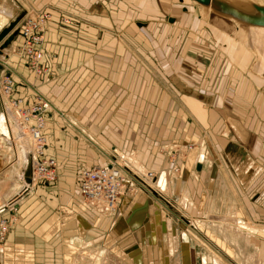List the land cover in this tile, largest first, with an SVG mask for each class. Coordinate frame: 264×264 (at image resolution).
Here are the masks:
<instances>
[{
    "label": "crops",
    "instance_id": "crops-1",
    "mask_svg": "<svg viewBox=\"0 0 264 264\" xmlns=\"http://www.w3.org/2000/svg\"><path fill=\"white\" fill-rule=\"evenodd\" d=\"M3 1L0 0L2 22L0 35L12 20L10 13L2 9ZM170 1L175 8L168 10L177 17H169L167 22L172 24L171 29L177 30L176 24H173L179 20L181 1ZM17 2L22 7L27 6L33 10L44 9L45 14L49 15L46 22L47 31L44 34L42 67L46 68L45 74L49 72L52 74L42 80L16 68L18 71H15V74L19 79L15 84L26 85L32 88L37 97L48 100L51 104L48 112L52 120H56L59 114L72 120L75 118L73 120L75 123H70L59 115L66 125L78 126L84 131L86 128L90 129L86 132L90 140L97 135L102 136L110 144L118 145L120 152L143 153L144 159L147 155L144 149L149 145L163 146V152L170 154L168 143L184 142L186 140L182 137L184 135H189L191 141L194 140L191 135L196 131L193 126L198 121L210 133L208 138L211 145L218 159L223 160L227 167V173L235 185L248 218L264 222V80L261 81L259 78L260 83H257V80L248 79L246 84L245 80L239 79L237 87L241 89L245 85L251 86L254 97L252 101L251 95L249 98L245 96L241 98L236 95L240 89L232 87L230 99L227 80L224 84L221 81L220 89L219 85L214 88L215 85L212 86L214 78L209 82L207 80L209 66L203 63L207 67L206 70L201 66H193L198 69L199 76L193 77L195 69L187 72L191 76L189 77L191 81L192 78H196L200 82L199 90L194 88L192 91L189 88L180 94V84L186 81L187 77L183 78L173 67L171 68L173 61L179 58V55L175 56L173 53L176 50L175 42L171 41L176 34L168 31V36L164 39L169 26L161 19H149L146 14L152 11L149 6L135 0H17ZM163 3L166 1L163 0ZM139 9L150 11L140 18H132L133 12ZM185 9L190 13L196 11L191 7ZM117 15L123 16L122 19L117 20ZM199 17L198 14L197 19H201ZM132 19H135V22L130 23ZM197 19L195 15L194 20ZM203 19L202 17L201 20ZM182 20L184 21L181 22ZM186 20L189 21L188 18H182L180 25ZM201 20L200 24L195 21L193 27L199 29L203 27L206 39L212 38L208 33L209 25ZM148 21L150 22L147 23ZM142 22L144 24L137 26V23ZM133 25L136 28L135 36L130 35ZM146 28L159 30V41L156 40L157 37L155 41L153 35H149L153 33L148 34ZM118 33L121 34L120 37L117 36ZM170 34L174 37L170 38ZM150 42H154V45H150ZM210 43L216 47L215 42ZM220 51L225 56L224 65L227 69L228 65L231 68L235 66L222 48ZM149 52L152 55H149ZM186 61L187 64L190 63L187 59ZM229 70L231 71L228 69L226 75L223 74L219 78H228L231 73ZM159 79L166 87L162 86ZM204 82L209 85L205 87ZM170 87L172 90L180 91L177 92L179 95L177 98L173 96ZM201 96L204 99L200 101ZM5 102L1 94L0 109L3 112L6 111ZM1 111L0 120L3 124L0 126V141L9 148V138L12 134H6L5 129L7 130L10 124H18V120L7 114V125L4 120L6 117ZM215 114L218 116L215 117ZM48 118L50 116L44 114L45 123ZM14 136L18 137L17 131ZM194 149L192 159L184 168V175L186 174L187 178L183 177V181L178 182V190L181 184V190H186L192 197L191 201H187L185 209L191 211L189 203L194 207L193 203H196L199 197L206 198L210 192L215 201L210 205L219 207L224 197L219 193L224 189L223 179L220 175L215 177L213 169H201V164L196 161L201 152H198L195 146ZM238 154L243 155V158ZM14 155L20 156L23 168L22 171H18V167L5 168L0 165V219L9 218L10 207L16 206L19 201L13 199L23 190L28 191L33 184L25 177L30 163L28 152L20 149L19 154L14 151ZM155 156L151 155L146 160L148 165L159 163ZM203 157L207 158L205 155ZM2 158L5 159V155ZM143 162V167H147ZM161 164L163 166V162ZM204 166L206 167L205 164ZM60 171L64 170L60 168ZM63 174L67 175L66 170ZM161 175L157 174L155 179L157 182ZM163 178L165 180L164 176ZM59 181L37 186L30 195L36 197L29 198V201L21 204L17 224L11 226L4 242L0 244V264H72L83 243L93 244L92 225L81 212V201L74 191L68 192ZM157 186L162 188L160 185ZM216 194L219 196L218 205H215L218 201ZM123 197L119 199L120 204L127 200L123 203L127 207L132 201L141 198ZM148 199L151 203L152 198ZM196 205L199 209L201 204ZM94 213L99 215L96 211Z\"/></svg>",
    "mask_w": 264,
    "mask_h": 264
},
{
    "label": "rangeland",
    "instance_id": "rangeland-1",
    "mask_svg": "<svg viewBox=\"0 0 264 264\" xmlns=\"http://www.w3.org/2000/svg\"><path fill=\"white\" fill-rule=\"evenodd\" d=\"M135 1L145 6H149L152 11L149 12L150 9L149 11L148 9H145L146 12H149L146 13L145 11H143V9H139L138 11L133 12L132 18H140L144 15V13H146L149 19H161L165 24H167V26H169V29L167 30V35H164V39L167 38L169 33L168 31L175 32L173 35L176 34L175 37L172 34H170L169 36L170 38L174 37L171 38V41L175 42L174 46L176 49L175 51H173V53H175V56L179 55V58L176 61H173L174 64L171 65V68L173 67L176 72L182 75L183 78H187H185L186 81H184L182 84H180L179 82V84L181 85L179 89L182 93L180 91H175L174 89L172 90V87H170V91L173 93V96L175 98L179 96L177 92L183 94L184 92H186L185 90H188L189 88L192 91H194V88L199 90L198 87L200 82L196 78H192L191 81L189 79V77L191 76L187 74L188 71L192 72V70L195 69V71H193V77L199 76L198 69L196 70V67L198 66H201V68L203 67L204 70H206V66H209L208 72L206 73L207 80L209 82V80L211 81L214 78V81L212 83L213 87L215 85L214 88H217L221 81L224 84V82L227 80L226 85L228 87V90L230 91V99L233 90L232 87H237V82L239 79L241 81L245 80L247 84L248 79L250 78L249 74L251 77L253 76L252 78H262V75L260 76L259 73L264 67V28L252 26H246L245 28L238 27L229 22H226L224 18L220 19L218 15H215L212 12V10H207V8L200 6H194L195 3H192L193 1L191 2L190 0H188V2L191 3V6L190 4H186L187 1L181 3L179 13L181 16L179 15V20L177 19V22L173 24H176L177 26V30H174L171 29L172 24L168 23L166 20V18H175L176 16V14L174 15L173 12L171 13L169 11L175 8L172 6L170 0H165L166 3H163V0ZM215 1L223 4L232 2L235 5L237 4L238 6L244 9H249L250 4L255 3L254 0ZM45 2L46 4L48 3V1ZM188 7H191L193 10L196 11H192L190 13L189 10L185 9ZM2 9L6 13H10V18H12V20L7 24L6 29L0 35V100L2 94L6 100V124L8 125L7 114L14 119L16 118V120H18V124H10L8 126V129H5L6 134H8L9 132V135L12 134V137L9 138V148H6L5 145L0 141V165H3V167L5 168L18 167V171H22L23 166L20 162V156L18 155L16 157L14 155V151L19 154L20 149L26 150V152H28L29 154L30 162V154L31 152H34V142L32 143L31 141H28L27 137H29L31 133L33 124L24 125L25 123L23 122L22 118L29 117L30 119H32L36 117V115H30L27 112L30 108L39 106H36L37 102H39V97H37V95L32 91V88H29L28 86L19 83L15 84V81L19 79V77L16 76L17 74H15V71H18L16 70V68H19L27 75L31 77H37L38 79L42 80L47 79L51 76L52 72L45 74L46 68L42 67V61L44 59V34L47 31V23H45L44 26L41 24V27L43 26L44 31L42 42L34 44L36 43V37L39 40L42 38V32L39 30V26H36L35 24L39 23V17L43 19L46 18V11L44 9L33 10L27 6L22 7L21 4L17 2V0H4L2 3ZM165 9H169L168 14L166 13ZM41 12L42 14H40ZM198 14L200 16L199 18L202 19L203 17L204 19H197ZM195 15L197 20H194ZM47 17H49V15ZM122 17L123 16L121 15H117V20L122 19ZM182 18H188L189 21L186 20L184 24L180 25V20ZM31 20L33 22H31ZM200 20L201 22H207V24L209 25L208 32L212 35V38L214 39L217 36L220 37L219 42L217 43H220L222 45H225L224 43H222L223 40L224 42L227 41L231 44L235 43L238 40L236 38L237 34L243 35L244 37L245 33L250 35L253 38L252 41L255 40V43L249 42L247 40L246 46L244 48L247 49L246 53H248L249 55L259 54L263 59L258 61L254 58V60L251 61V64L249 66L255 72L259 73L257 74L250 70L248 71V69L246 71H240L238 66H232L231 71H229L231 73L228 75V78H219L223 74L226 75L228 69L226 65H223L221 63L220 58L215 55L212 48H209L210 43L208 42H215L214 44L219 50L222 48V46L218 45L216 41H214L211 37H207V40L204 36L200 38L201 40H198L197 37H195L193 33H195L196 31H198V36H200L205 31L203 27H201L200 29H197L198 27H193L194 23H196L195 21L200 24ZM214 20L216 21L215 27L217 28V30L224 34L221 35L222 37L219 34H216L217 32L213 30L212 21ZM183 21L184 20H182L181 22ZM131 22H135V19L130 20V23ZM149 22L150 21H148L147 23ZM1 23L2 22L0 18V28L2 26ZM141 24L144 23L142 22ZM29 26L33 27V36L30 37V39L28 40V45H35V47H32L33 51L31 54L27 53V51L22 48V38L25 35L21 33V30L22 27L25 28ZM135 29V27L133 28V30L130 29L131 36H135ZM146 31L148 34L152 32L153 34L149 35H153L154 40L155 37H157L156 40L159 41V30L155 31L153 28H151L150 30L146 28ZM259 33L263 35V40L259 39L257 35ZM117 36L120 37L121 34L118 33ZM16 39L19 41L16 42ZM189 40L191 41V43ZM149 44L154 45V42H150ZM39 50H41L42 52L39 61V64H41V66L37 70L35 76V74L31 71L35 67L34 59ZM234 53H239L240 57L242 52L238 50L236 52L233 51V54ZM150 54L152 55L151 52H149V55ZM248 54L246 55L249 56ZM237 57L234 56L233 59L237 60ZM22 58L26 60V65H24L21 61ZM186 59L188 60V62H190L189 64H187ZM203 63L206 64V66ZM193 66L196 67L193 68ZM12 79L13 81L10 83V80ZM159 81L162 86L166 87L160 79ZM203 84L205 87L209 85V83L207 82H204ZM200 88H202V86ZM220 88L221 85H219V89ZM238 89H240V87H237V90ZM236 95H239L241 98H244V96L246 98H249V96L251 95V101L254 97L252 94V88L251 86L249 87V85L242 86L240 91L236 92ZM199 99L201 101L204 98H202L201 96ZM20 100L21 103L19 104ZM44 100L45 103L51 106L48 100ZM48 111L50 112V107L46 112H42L43 114L37 111L34 112L38 115L42 114L43 118L44 114L45 116H50V118L47 119L48 121L45 123L43 129L40 131L41 135L45 138L42 152L45 156H49L55 159L57 177L54 183L60 180L59 183L62 182V184H64L65 186L64 188H66L68 192L74 191V194L82 203L81 212L86 216L87 220L92 225L94 233L93 244L90 247L88 246V250L83 256H88L87 253L89 251H93V254H98V252L100 251H110L111 254H113L116 258L126 264H172L176 259H178L180 262L181 253L185 251L188 254L187 258L189 260V264H242L243 258H239V256L236 255L233 245H228V247L225 244L227 241L223 238V236L220 233L213 231L214 226L216 225L215 227H217L222 220V222H228L226 220L228 219L227 216L232 213L236 216L234 218H239L241 220L245 219L252 226H255L252 227L251 230L249 229V231L258 239L260 238L258 248L261 249L262 252H264V222H257L256 219L254 221L252 217H250L251 219L248 218L247 211L238 197L239 195L236 192L235 185H233V183L231 182V179L226 170L227 167L225 166L223 160L218 159V155L216 153L212 156L208 151V147L206 144V129L203 128V124L198 123V121L196 122V124H194L193 127L196 129V131L193 135H191L195 138L194 140L191 141L189 135H184L182 136L183 138H186L184 142H170L167 144L171 146H179L182 144V146H186V149H180L179 146V148L170 151V154H166L165 152H163V146L161 147L152 144L144 149V151L147 153L144 159L143 153L134 154V152L130 151L120 152V147H117L118 145H113L112 143L110 144L106 141V138L102 136L98 137L97 135L95 138H93V140H90L88 133H86L87 130L90 129L86 128V131H84L78 126H70L68 124L66 125V123L62 121L63 118L65 119V121L69 120L71 123L74 122L73 120L75 118L72 120V118L59 114L57 112L62 118H60V116L58 115L56 117V120H52V116ZM149 115H151V112L149 113ZM186 115H188L187 112ZM217 116L218 115L215 114V117ZM2 124L3 122L0 120V126ZM16 131L18 132V137L14 136V133ZM203 142L206 144L204 145L206 146L205 151H203L202 147ZM194 146L197 147L198 152H201L199 154L200 159H196L198 164H201V169H213L215 170V177L216 175H220L223 179L224 189H221L219 193L224 197L223 199H221L220 203L219 196L217 194L215 195L216 200H218L215 205H218V203L222 204L219 207H214L213 205H210L212 202L215 203L214 197L210 192V195L207 194L206 198L204 196L202 198L199 197V200L195 201L196 203L201 204L199 209L196 203H193L195 208L192 207V204L189 203L188 207L190 206L191 211L185 209L187 207V201H191L190 198L192 197L190 196V194H188L186 190H181V184L178 190V182L181 183V181H183V177L187 178V175H184V168L188 166L189 160L192 159L191 156L194 155L192 153L193 150H195ZM130 154H134L133 160L131 159V161H126L125 158H127ZM3 155H5V159L2 158ZM151 155H156L155 157L158 158L159 163L153 166L148 165V162L146 160L149 159ZM204 155L207 158L203 157ZM134 161L139 162L141 164L144 161L143 163L145 165L147 164L148 168L144 167L143 171L135 170L137 167L135 166V164L133 166ZM162 162L163 166L161 164ZM114 163L119 166V168L123 167V172H126L125 174L128 175L127 179L129 187H125V192L121 195V197L124 196L125 198H127L129 196L130 198H141L132 201L130 206L127 207L125 206V204H123L127 200L121 203V205L119 200L121 198L120 197L118 199L117 206L113 211H106L104 216H99L94 213L95 210H93V208H95V205L92 206V204H88L79 197L77 191V180L79 178L80 173L88 168L97 166H108ZM204 164L206 165V167L204 166ZM60 168L64 171L66 170L67 175L63 174L64 171L61 172ZM173 169L176 171L174 175L171 174V170ZM30 171V180H32L33 169L31 170L30 168ZM138 171L142 172L140 173L141 175L138 174ZM161 173H163V176L165 177L164 184L167 186L165 190H160L157 187V180H155L157 178V174L161 175ZM148 174L151 176L149 177ZM39 185L46 184H44L42 181H38L32 184L28 191L25 192L23 190L22 193L18 195V197L13 199V201H19L16 206L13 205L10 207L9 219H14V221L12 222V226L17 224L19 214L18 210L21 204H25L26 201L30 200L29 198L36 197L35 195H30L34 193V190ZM148 197L152 198V200H150L151 203L149 202ZM208 199L211 200H209V205L207 204ZM231 205H233L232 212L230 211V209H232ZM188 212H191V214L189 215ZM230 223L234 224V222ZM133 247L135 248L133 249ZM248 251L251 252L252 250L249 249ZM189 254L192 256L191 260L189 259ZM94 263L95 262H93L92 264Z\"/></svg>",
    "mask_w": 264,
    "mask_h": 264
},
{
    "label": "bare ground",
    "instance_id": "bare-ground-1",
    "mask_svg": "<svg viewBox=\"0 0 264 264\" xmlns=\"http://www.w3.org/2000/svg\"><path fill=\"white\" fill-rule=\"evenodd\" d=\"M180 1H181V3H183L184 1H187L186 4H190V6H191V3L188 2V0H180ZM190 1L191 2L193 1L192 3H195L194 6H200V7L207 8V10L208 9L212 10V12L215 15H218V17L220 19L221 18H224L226 20V22H229V23H231L233 25H236L238 27H242V28L244 27L245 28L246 26H252V27H262V28H264V0H254L255 3H251L249 9H244V8L238 6L237 4L235 5L232 2L223 4V3H219V2H217L215 0H201V2H198V1H195V0H190ZM40 14H42V13H40ZM47 16L48 15H46V18L45 19L39 17L38 18L39 23L38 24H35L36 26H39V30L42 32V34H41V37L42 38L40 40H38L37 43H41L42 40H43V32H44L43 31V26L47 22V18H48ZM166 20H167V18H166ZM169 21H173V20L169 19ZM31 22H33V21L31 20ZM30 24H32V23H30ZM41 24L43 25L42 27H41ZM141 25L142 24L137 23V26L140 27ZM212 25H213V30L217 32L216 34H219L220 36L221 35H224L220 31H218L217 28L215 27V25H216V21L215 20L212 21ZM32 26L25 27V28L22 27V30H21V33L25 35L22 38V48H24V50H26L27 52L32 51V47H35V45H32V46H29L28 45V40L30 39V37L33 36L32 35L33 34L32 33V31H33V27ZM197 29H199V28H197ZM193 34L195 35V37H197L198 40H201L200 38H202V36H204L206 38L205 33H202L200 36H198L199 35L198 34V31H196V33H193ZM257 35H258L259 39H262L263 35L261 33H259ZM236 38L238 40L235 43H233V44H231V43H229L227 41L224 42V40H223L222 43H224L226 46L225 47H222V49L227 54V56L232 59V61H233L232 63L235 66H238L239 67L240 71H246L248 69V71L250 70L252 72H255L252 68L249 67L250 64H251V61L254 60V58H255V60H258V61L263 60V59L261 58V56L259 54H257V55H254V54L249 55L248 53H246L247 49L244 48L246 46L247 40L249 42H253V43H255L254 42L255 40L252 41L253 38L250 35H248L247 33H245V37L243 35L237 34L236 35ZM219 39H220V37L217 36L214 39V41H216V43H217V42H219ZM37 43H34V44H37ZM145 43L147 44V42H145ZM208 43H210V42H208ZM209 48L210 49L212 48V50L214 51L215 55L220 58L221 63L224 65V62H225L224 57L225 56L221 53V51L217 47L213 46L211 43H210ZM238 50H240L242 52L241 55H240V57H239V53L238 54L237 53H234L233 54V51L236 52ZM41 54H42V52H41V50H39L38 58L35 60V67L31 71V72H33L35 74V76H36L37 70L41 66V64H39ZM246 54H248L249 56H247ZM234 56L237 57L238 59L237 60H234L233 59ZM211 58H212V56H211ZM21 61L23 62L24 65L27 64L26 63V60H24L23 58H22ZM228 69H231V66L230 65H228ZM255 73H257V72H255ZM259 74H260V76L262 75L261 81H263L264 80V67L262 68V70H261V72ZM249 77L251 79H253L254 81L257 80L256 81L257 83L260 81V79L257 78V77L252 78L253 76L251 77L250 74H249ZM12 81H13V79L10 80V83ZM42 100L45 101L44 99H42ZM20 103H21V100H20L19 104ZM188 104H190V103H188ZM1 105H2V103H1ZM23 105H24V101H23ZM49 107L50 106L48 105V108ZM0 111H1V109H0ZM2 112L3 111H1V113ZM6 112H7V110L5 112H3L4 116H6V114H5ZM42 119H43V122H44V125H45V120H44V118H42ZM4 120H6V119L4 118ZM22 120L24 122V117L22 118ZM27 121H28V124L29 125H32L33 124V127L36 125V121L34 119H30L29 118ZM209 134L210 133L206 130V136H207L206 144H207L209 153L213 156V155H215V151L213 149L214 147L211 145V141L209 140L210 138H208L209 137ZM34 137H35V135H29V137H27V140L28 141H31L33 143ZM206 144L203 142V145H202L203 151H205L206 146H204V145H206ZM179 146H180V149H186V146H184V145L182 146V144L179 145ZM179 146L178 145L177 146H171V145H169V146H167V148L169 147L168 150H171L172 151V150H174L176 148H179ZM240 154H242V152H240ZM240 154H238V155L241 156ZM30 156H31V160H30V163H29V165L27 167L26 174H25V177H27V180L28 179L30 180V175H31L30 168H31V170L33 169V164L32 163H33V159H34V152L33 153L31 152ZM133 157H134V154H130L127 158H125V157L124 158H125L126 161H128V160L131 161V159L133 160ZM241 157L243 158V155ZM138 163L139 162H135V161L133 162V166L135 164V166L137 167L135 170L143 171L144 170L143 165L141 163H139V164ZM122 168L123 167H120L121 175L128 176L127 174H125L126 172L125 173L123 172ZM220 168H218V169H220ZM139 171H138V174L142 173V172H139ZM171 172H172L171 173L172 175H174L176 173V171L174 169L171 170ZM150 176L151 175H149V177ZM33 177H34V174L32 175V180H33ZM164 182H165V180L163 178V175H161V178L157 182L158 183L157 185H160L162 187V188L159 187L160 190H165L166 189L167 186L164 184ZM164 195H166V194H164ZM232 206L233 205H231V207ZM93 209L99 215H101V216H102V214H105L106 211L107 212L110 211L109 208L107 207V205H105L103 202L102 203L101 202L100 203H95V208H93ZM230 211L231 212L233 211V207H232V209H230ZM227 217H228V219H226V220L228 222H222L223 220L222 221L220 220L221 222L218 224L217 227H215L216 225L214 226L213 231H215L217 233H220L223 236V238L227 241L225 243L227 246L228 245H233V248H234V251H235L236 255L239 256V258H243V260H242L243 263L242 264H264V252H262L261 249L258 248V243L260 242V238L258 239L255 235H253L249 231V229L251 230L252 227H255V226H252L245 219L244 220H241L239 218H234L236 216L233 213L232 214H229ZM230 222H234V224L233 223L231 224ZM175 241H176V239H175ZM88 246L90 247L91 244L90 243H83L82 248L81 247L79 248V252L77 253L76 258L72 261V264H92L93 262H95L94 264H125V263H123L122 261H120L118 258H116L113 254H111L108 251H100V252H98V254L97 253L96 254H93V251H89L87 253L88 256H86L87 257V259H86V257L83 256V255L86 254V251L88 250L87 249ZM248 248L251 249L252 251L251 252L248 251L249 250ZM94 250H96V249H94ZM187 257H188V254L185 251H183L181 253V260H180V262H179L178 259H176V260H174V262L172 264H189V260H188ZM189 259L190 260L192 259V256L190 254H189Z\"/></svg>",
    "mask_w": 264,
    "mask_h": 264
},
{
    "label": "built area",
    "instance_id": "built-area-1",
    "mask_svg": "<svg viewBox=\"0 0 264 264\" xmlns=\"http://www.w3.org/2000/svg\"><path fill=\"white\" fill-rule=\"evenodd\" d=\"M35 38V42H38ZM33 51V50H32ZM32 51L27 53H32ZM39 51L35 56L38 58ZM35 105V104H34ZM39 105V106H37ZM37 107H32L28 110V114L36 115V125L32 128L30 135L34 137V159H33V180L32 183L42 181L44 184H53L57 177V168L55 159L47 157L43 154L42 148L44 146L45 138L41 135L40 131L44 127L42 114L46 112L48 104L41 98L36 104ZM43 112L38 115L34 112ZM29 117H24V125L28 124ZM128 186L127 176L121 175L120 168L115 163L108 166H97L88 168L82 171L77 180V191L79 197L88 204L95 205V203H104L110 211H113L118 199L125 192V187ZM14 219H0V244L4 241L6 234L12 226Z\"/></svg>",
    "mask_w": 264,
    "mask_h": 264
},
{
    "label": "water",
    "instance_id": "water-1",
    "mask_svg": "<svg viewBox=\"0 0 264 264\" xmlns=\"http://www.w3.org/2000/svg\"><path fill=\"white\" fill-rule=\"evenodd\" d=\"M195 1L201 2V0H195Z\"/></svg>",
    "mask_w": 264,
    "mask_h": 264
}]
</instances>
